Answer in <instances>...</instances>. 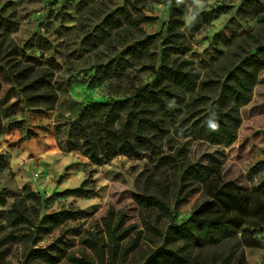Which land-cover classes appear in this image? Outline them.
I'll return each instance as SVG.
<instances>
[{"label":"rangeland","instance_id":"374dc122","mask_svg":"<svg viewBox=\"0 0 264 264\" xmlns=\"http://www.w3.org/2000/svg\"><path fill=\"white\" fill-rule=\"evenodd\" d=\"M256 1L259 8L247 0H204L205 7L186 26L192 0L180 4L177 0H0L4 17L0 22V116L4 126L0 154L8 162L0 172V189L9 190L8 203L0 207V237L11 233L1 247L7 250L0 255V264H23L29 249L36 248L60 255L56 264H102L81 240L88 230L102 229V218L110 208L125 214L127 224L137 226L133 235L143 232L124 264L141 262L160 239L145 223L165 229L170 219L159 211L141 209L136 196L141 192L165 195L175 220L181 223L209 195L197 183L189 184L185 192L195 190L175 210L178 166L197 164L207 176L221 183L233 181L243 192L262 188L264 137L257 134L264 130V70L251 101L240 108L242 124L230 147L185 136L186 127L177 122L170 125V133L159 141L156 151L137 157L120 155L95 164L80 150L68 149L71 125L84 105L129 97L154 78L153 70L166 56L172 64L188 61L186 67L198 73L199 80L223 79L244 50L264 42L260 23L261 17L264 22V0ZM120 8L138 22L125 20L117 28L109 27V36L93 42L98 27ZM171 9L182 24L169 27ZM111 60L123 67L121 76L93 84L98 67ZM49 93L56 99H48ZM44 95L38 102L30 99ZM209 95L214 96V91ZM203 109L196 106L198 112ZM188 115L182 114L181 119ZM16 121L21 122L19 126L8 127ZM81 186L89 189L85 196L64 193ZM29 191L40 199L36 203L40 217L63 210L80 215L50 233L10 225L7 217L16 199L33 204L27 198ZM210 205L220 209L215 201ZM243 251V264H264V248L245 247ZM104 264H110L107 254Z\"/></svg>","mask_w":264,"mask_h":264},{"label":"trees","instance_id":"16d2710c","mask_svg":"<svg viewBox=\"0 0 264 264\" xmlns=\"http://www.w3.org/2000/svg\"><path fill=\"white\" fill-rule=\"evenodd\" d=\"M247 2L259 8L258 1ZM174 11L171 9L172 16ZM262 18L260 23L264 25ZM3 20L0 14V22ZM125 20L130 24L138 22L125 8L115 10L98 27L99 32L92 35V41L109 36L108 28H117ZM177 22L173 16L169 27ZM178 23L182 24V21ZM187 62L172 64L166 56L161 65L153 70L154 78L139 86L129 97L91 101L84 105L71 125L68 149L80 150L95 164L107 163L120 155L137 157L156 151L159 141L170 133V125L177 122L186 127L185 136L232 146L242 124L240 108L251 101L258 76L264 70V42L244 50V55L226 71L223 79L209 77L199 80V74L186 67ZM122 68L111 60L98 67L91 81L98 84L110 77H120ZM24 74L22 72L21 76ZM1 87L0 81V90ZM212 91L214 96L209 95ZM55 96L49 93L47 98L55 100ZM43 98H46L45 95L30 97L33 102ZM199 105L204 107L200 112L196 111ZM184 113L189 115L181 119ZM210 119L218 124L216 130L208 127ZM20 123L12 122L8 127H17ZM2 131L4 126L0 116V133ZM257 135L264 137V130ZM7 166L6 155L0 154V172ZM176 169L180 189L176 195L175 210L195 190L185 192L189 184L197 183L209 195L181 223L175 220L165 195L141 192L136 196L135 201L141 209L159 211L170 221L165 229L156 227L152 222L145 223V228L155 231L160 239L147 256L135 264H243L245 247L264 248V182L261 189L243 192L235 187L233 181L221 183L216 177L207 176L197 164L178 166ZM210 185L214 187L210 189ZM64 193L85 196L89 189L81 186ZM8 196V189H0V207L6 206ZM27 198L33 203L31 206L24 199H16L12 204L7 217L10 225L26 226L35 233H50L65 221L77 219L80 215L76 211L63 210L40 217V208L36 205L40 201L38 195L29 191ZM212 201L218 203L219 210L211 208ZM2 228L0 223V231ZM136 228L133 223L127 224L125 214L110 208L102 218V229L88 230L81 242L97 254L102 264L105 254L110 264H124L142 237L140 230L138 235H133ZM5 234L0 237V255L7 250L1 247L11 235ZM125 241L128 243L124 244ZM60 258V255L47 249H29L23 264H56ZM77 260L84 262L83 259Z\"/></svg>","mask_w":264,"mask_h":264},{"label":"clouds","instance_id":"9594fccd","mask_svg":"<svg viewBox=\"0 0 264 264\" xmlns=\"http://www.w3.org/2000/svg\"><path fill=\"white\" fill-rule=\"evenodd\" d=\"M183 2L184 0H177V4ZM192 5V7H189L188 13L185 16L186 26H191L192 23L196 20V17L199 14V10L205 7L204 0H192ZM208 127L211 130H216L218 128V124L214 121V119H210L208 121Z\"/></svg>","mask_w":264,"mask_h":264},{"label":"built area","instance_id":"2783aa9c","mask_svg":"<svg viewBox=\"0 0 264 264\" xmlns=\"http://www.w3.org/2000/svg\"><path fill=\"white\" fill-rule=\"evenodd\" d=\"M38 174H39L38 172H37V173H35V175H36V176H38Z\"/></svg>","mask_w":264,"mask_h":264}]
</instances>
